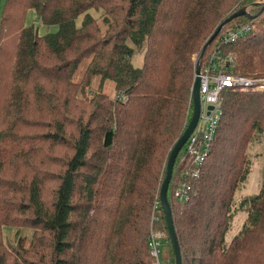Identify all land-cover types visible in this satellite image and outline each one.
<instances>
[{"label":"trees","instance_id":"trees-1","mask_svg":"<svg viewBox=\"0 0 264 264\" xmlns=\"http://www.w3.org/2000/svg\"><path fill=\"white\" fill-rule=\"evenodd\" d=\"M3 8L0 264H152L150 221L159 213L164 225L156 203L191 116L193 57L243 9L248 17L222 28L201 65L222 34L248 25L220 49L235 56V75L264 77V0H6ZM29 11L57 31L39 35L26 22ZM106 81L114 98L103 93ZM219 105L189 200L172 195L189 168L179 164L182 149L166 194L181 264H264V167L256 194L234 204L249 147L264 138V91L223 89ZM236 213L245 218L233 234ZM6 227L31 232L24 254L4 245ZM164 230V255L175 264Z\"/></svg>","mask_w":264,"mask_h":264},{"label":"built area","instance_id":"built-area-1","mask_svg":"<svg viewBox=\"0 0 264 264\" xmlns=\"http://www.w3.org/2000/svg\"><path fill=\"white\" fill-rule=\"evenodd\" d=\"M248 25L237 27L222 34L218 48L211 54L208 62L200 67L199 72V106L200 113L194 131L182 147L183 155L180 163L189 168L179 175V182L172 193L174 200L180 204L188 201L192 193L189 180L197 179L200 167L209 154L210 143L215 137L220 113V94L223 89L240 91H264V77H247L233 73L236 66L233 54H222L221 46L232 44L239 37L250 32ZM196 62V59L194 60ZM196 64V63H195ZM191 168V170H190ZM159 206V202L156 203ZM148 234V254L152 264H170V259L161 255V241L166 243V232L159 213H154L150 221Z\"/></svg>","mask_w":264,"mask_h":264},{"label":"rangeland","instance_id":"rangeland-1","mask_svg":"<svg viewBox=\"0 0 264 264\" xmlns=\"http://www.w3.org/2000/svg\"><path fill=\"white\" fill-rule=\"evenodd\" d=\"M6 0H0V17L3 11V6L5 4ZM92 15L99 21V23L101 24L102 20L99 17L98 18V14H93ZM81 17H79L76 21H77V25L79 26L81 23ZM26 22L29 25H33L36 29V31L38 32L39 35H44L47 33H54L57 31V27L55 26H46L43 25L38 17L36 16V14L33 11H29V13L27 14L26 17ZM128 46L131 48V44L127 43ZM193 59L195 60V56L193 57ZM132 63L133 65H135L136 67H141L142 66V55H140L139 53H135L134 57L132 59ZM84 63L80 64L79 69L77 70L76 74H75V78L74 80H78L80 75L82 74L83 70H84ZM98 79H93V87L94 90L96 89L97 85H98ZM103 93L109 95L111 98H114L115 94H114V85L111 81H106L105 85L103 87ZM248 160L250 163V167H249V173L247 175V179L241 184V188L236 192V197H235V203L237 204L243 196L245 195H255L259 185H260V181H261V177H260V173L262 168L264 167V138H256L255 141L250 145L249 147V152H248ZM176 183H178L179 181L176 179ZM236 207V206H234ZM244 215L243 214H235L234 215V228H233V234L237 233L243 225L244 222ZM3 233L4 235L2 236L4 245H7L8 247H11L13 250H15L16 252H18L17 254H24L25 251L28 249V241H29V233L31 234L30 231L28 230H16L13 228H3ZM5 236V237H4ZM161 255L165 254V250H166V243L164 241H161ZM165 256V255H164ZM166 258V256H165Z\"/></svg>","mask_w":264,"mask_h":264},{"label":"water","instance_id":"water-1","mask_svg":"<svg viewBox=\"0 0 264 264\" xmlns=\"http://www.w3.org/2000/svg\"><path fill=\"white\" fill-rule=\"evenodd\" d=\"M242 16L248 17V15H246L245 10H243V9L236 11V13L232 14L229 18L224 20L221 23V25L216 28L215 32L209 37L206 44L204 45L205 47L203 48L200 55L197 57L195 69H194V75H193L194 76V82L191 86V91H192L191 104L193 107H192V112H191V116L189 119V123L186 125V127L184 128V130L180 134V138L173 145L172 149L170 150L171 152L168 156V159L166 161L165 176L162 180L163 182H162L160 189H159L158 202H159L160 210L163 212L164 225H166L167 236H168V240H170L172 252L174 255L175 264H181V254L179 252V246H178V241L176 240L174 226L172 225V215H171V210L169 207V203L167 201L166 194H167L169 183L171 182L170 180H171L172 172H173V168H174L173 165H174L178 155L181 153L182 147L184 146V144L186 143V141L188 140V138L190 137V135L194 131L195 126L198 122L197 119H198V116L200 113L199 91H198L199 81H200V77L198 75H199L200 67H201V61L200 60L202 59L208 45L212 41H214V39H216V37L221 33L222 28L225 25H227L228 23H230L231 21H233L234 19H236L237 17H242Z\"/></svg>","mask_w":264,"mask_h":264},{"label":"bare ground","instance_id":"bare-ground-1","mask_svg":"<svg viewBox=\"0 0 264 264\" xmlns=\"http://www.w3.org/2000/svg\"><path fill=\"white\" fill-rule=\"evenodd\" d=\"M190 182H192V181H190ZM191 185V184H190Z\"/></svg>","mask_w":264,"mask_h":264}]
</instances>
